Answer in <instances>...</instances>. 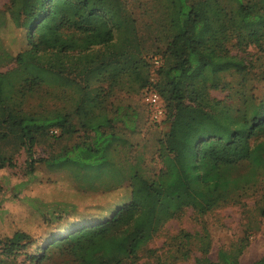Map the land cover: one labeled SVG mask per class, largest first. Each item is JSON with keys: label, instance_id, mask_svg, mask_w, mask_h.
Masks as SVG:
<instances>
[{"label": "trees", "instance_id": "trees-1", "mask_svg": "<svg viewBox=\"0 0 264 264\" xmlns=\"http://www.w3.org/2000/svg\"><path fill=\"white\" fill-rule=\"evenodd\" d=\"M197 1L165 0L170 34L162 54H151L144 60L134 18L124 12L117 0H11L7 10L13 23L24 32L26 46L14 56V66L0 72V141L7 134L1 131L6 126L32 161L36 133L52 127L68 133L74 129L66 112H27L21 108L20 103L27 96L34 95L44 101L50 94L48 85L32 83L31 64L38 63L32 55L33 46L40 51L41 59L53 62L45 61L48 66H57L53 71L62 69L69 76L68 83L61 86L74 84L84 89L89 87L96 71L97 74L105 71L116 79L124 71L130 74L144 67L150 74L140 90L141 105L151 123L167 121L168 128L159 140L160 167L155 173L145 175L138 167L130 166L119 184V189H127V195L108 202L102 213L95 214L87 224L67 232L59 228L37 241L21 230L1 238L0 264H23V260H17L21 254L35 264H45L54 256L62 258L59 264H125L124 260L136 256L139 247L149 238L128 215L129 209L137 210L135 181L153 190L158 205L171 217H177L186 208L205 215L228 204L237 191L256 181L258 171L264 172V90L258 93L242 85L216 98L208 89L223 86L217 81L210 82L207 91L192 96L181 85L180 75L186 61L193 71L205 56L190 48L185 34L174 29L173 13L186 16L194 24ZM260 18L253 14L252 19L259 22ZM224 54L227 56L228 52ZM69 57L72 58L64 61ZM95 57L99 59L97 63H93ZM84 65L81 70L80 66ZM242 68L246 66L243 64ZM76 71L83 73L80 80ZM244 81L247 82V77ZM151 89L158 90L161 96L160 120L152 118V107L144 101ZM85 93L74 107L75 114L87 115L94 105L93 97L87 99ZM122 108H116L110 117L99 114L87 117L86 127L94 133L92 142L62 148L51 160L103 171L112 163L107 148L120 138L113 130V121L121 120L130 128L128 121L132 120V132L137 129L136 109L132 106L122 112ZM104 125L108 126L107 130H101ZM27 200L45 222L54 223L57 218L54 211L42 209L33 198ZM35 244L32 252L25 251ZM248 264H264V256Z\"/></svg>", "mask_w": 264, "mask_h": 264}, {"label": "rangeland", "instance_id": "rangeland-1", "mask_svg": "<svg viewBox=\"0 0 264 264\" xmlns=\"http://www.w3.org/2000/svg\"><path fill=\"white\" fill-rule=\"evenodd\" d=\"M117 2L134 18L142 58L161 55L170 34L165 0ZM10 3L11 0H0V72L12 68L14 56L26 46L24 32L13 23L7 10ZM195 9L194 24L186 16L173 13L174 29L185 34L190 48L205 56L193 71L188 67V61L184 64L180 81L186 94L205 92L212 81L223 85L219 89H208L216 98H222L242 85L262 92L264 0H198ZM253 14L261 17L259 22L252 19ZM224 51L228 52L227 56H223ZM32 55L38 61L31 64L34 70L32 83L48 85L50 94L44 101L34 95L27 96L20 103L21 108L27 112H66L74 129L68 133L52 127L36 133L31 161L19 140L10 135L6 126L1 128L7 134L0 141V239L21 230L37 241L59 228L67 232L87 224L95 214L102 213L108 202L127 195V189H119V184L130 166L138 167L145 175L159 169V140L168 128L167 121L151 123L141 105L140 90L150 74L144 67L130 74L124 71L116 79L105 71L100 74L96 71L90 78L89 87L83 89L74 84L59 85L68 83L66 72L62 69L53 71L57 66H48L45 61L53 62L48 58L41 59L40 51L34 46ZM71 58H64V61ZM98 61L95 57L93 63ZM243 64L246 68H242ZM84 67L80 66L81 70ZM75 73L79 80L83 77V73ZM246 77L247 82L244 81ZM84 92L87 99L93 97L94 105L87 115L83 112L75 114L74 107ZM121 106L124 107L122 112L132 106L136 109L137 129L132 132V120L128 121L130 128H126L121 120L113 121V130L120 138L107 148L111 165L99 172L75 163L51 160L62 148L92 142L94 133L86 127L87 117L98 114L110 117ZM83 107L88 108V105L83 103ZM107 129V125L101 127V130ZM134 189L137 210L129 209L128 215L149 238L139 247L136 256L124 260L125 264H248L264 256L263 170L257 172L256 181L248 188L235 193L234 200L205 215L186 208L180 216L171 217L158 205L154 191L145 188L143 182L135 181ZM28 198L39 202L42 209L54 211L57 215L54 223L45 222ZM35 246L25 251L32 252ZM17 260L35 264L29 263L25 254L19 255ZM59 262L62 258L54 256L45 264Z\"/></svg>", "mask_w": 264, "mask_h": 264}, {"label": "built area", "instance_id": "built-area-1", "mask_svg": "<svg viewBox=\"0 0 264 264\" xmlns=\"http://www.w3.org/2000/svg\"><path fill=\"white\" fill-rule=\"evenodd\" d=\"M155 63H158V59L154 60ZM144 101L150 104L151 108V116L154 120H160L163 115V107L161 103V96L158 90L151 89L144 96Z\"/></svg>", "mask_w": 264, "mask_h": 264}]
</instances>
